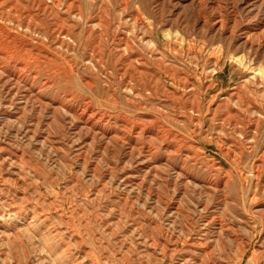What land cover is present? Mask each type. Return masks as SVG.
Masks as SVG:
<instances>
[{"label":"rangeland","instance_id":"obj_1","mask_svg":"<svg viewBox=\"0 0 264 264\" xmlns=\"http://www.w3.org/2000/svg\"><path fill=\"white\" fill-rule=\"evenodd\" d=\"M0 264H264V0H0Z\"/></svg>","mask_w":264,"mask_h":264},{"label":"bare ground","instance_id":"obj_2","mask_svg":"<svg viewBox=\"0 0 264 264\" xmlns=\"http://www.w3.org/2000/svg\"><path fill=\"white\" fill-rule=\"evenodd\" d=\"M13 77H14V76H13ZM24 78L26 79V77H24ZM24 78H23V79H24ZM17 80H18V79H17ZM19 80H20V79H19ZM21 80H22V79H21ZM33 82H34V81H33ZM28 83H29V82H28ZM30 85H31V84H30ZM104 125H105V124H104ZM257 141H258V140H257ZM245 246H246V245H245ZM231 247H232V246H231ZM259 249H260V248H259ZM261 249H262V248H261ZM261 249H260V250H261ZM230 252H231V251H230ZM242 253H243V252H242ZM242 253H241V254H242ZM244 257H245V254H244ZM241 258H242V257H241ZM223 263H224V262H223Z\"/></svg>","mask_w":264,"mask_h":264}]
</instances>
